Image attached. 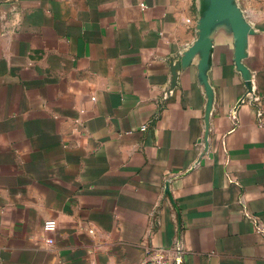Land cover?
I'll use <instances>...</instances> for the list:
<instances>
[{"label":"crops","instance_id":"0c3cea01","mask_svg":"<svg viewBox=\"0 0 264 264\" xmlns=\"http://www.w3.org/2000/svg\"><path fill=\"white\" fill-rule=\"evenodd\" d=\"M153 247L264 264V0H0V264Z\"/></svg>","mask_w":264,"mask_h":264},{"label":"built area","instance_id":"2783aa9c","mask_svg":"<svg viewBox=\"0 0 264 264\" xmlns=\"http://www.w3.org/2000/svg\"><path fill=\"white\" fill-rule=\"evenodd\" d=\"M147 128L148 125H143L141 127V130L145 131L147 130ZM44 227L47 231H52L56 228V221L52 219L46 220ZM48 241L51 243L53 239L49 238ZM148 255L150 257L149 264H173L165 248H150L148 249Z\"/></svg>","mask_w":264,"mask_h":264}]
</instances>
